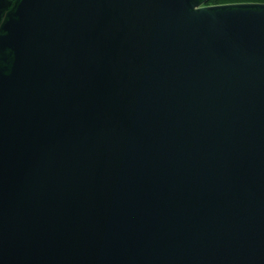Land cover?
<instances>
[{"label":"water","instance_id":"95a60500","mask_svg":"<svg viewBox=\"0 0 264 264\" xmlns=\"http://www.w3.org/2000/svg\"><path fill=\"white\" fill-rule=\"evenodd\" d=\"M0 0V264H264V3Z\"/></svg>","mask_w":264,"mask_h":264},{"label":"trees","instance_id":"16d2710c","mask_svg":"<svg viewBox=\"0 0 264 264\" xmlns=\"http://www.w3.org/2000/svg\"><path fill=\"white\" fill-rule=\"evenodd\" d=\"M264 3V0H208L205 5H218L230 3Z\"/></svg>","mask_w":264,"mask_h":264}]
</instances>
